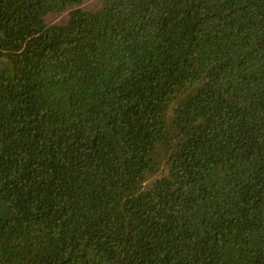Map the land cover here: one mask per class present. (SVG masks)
I'll return each mask as SVG.
<instances>
[{"label": "trees", "instance_id": "1", "mask_svg": "<svg viewBox=\"0 0 264 264\" xmlns=\"http://www.w3.org/2000/svg\"><path fill=\"white\" fill-rule=\"evenodd\" d=\"M87 1L0 0V264H264V0Z\"/></svg>", "mask_w": 264, "mask_h": 264}, {"label": "rangeland", "instance_id": "2", "mask_svg": "<svg viewBox=\"0 0 264 264\" xmlns=\"http://www.w3.org/2000/svg\"><path fill=\"white\" fill-rule=\"evenodd\" d=\"M98 1L99 0H88L83 7L87 9L93 8L99 3ZM54 19L57 20L58 17H55Z\"/></svg>", "mask_w": 264, "mask_h": 264}]
</instances>
